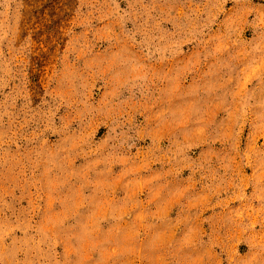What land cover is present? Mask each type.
Here are the masks:
<instances>
[{"label": "rangeland", "instance_id": "374dc122", "mask_svg": "<svg viewBox=\"0 0 264 264\" xmlns=\"http://www.w3.org/2000/svg\"><path fill=\"white\" fill-rule=\"evenodd\" d=\"M0 264H264V0H0Z\"/></svg>", "mask_w": 264, "mask_h": 264}]
</instances>
